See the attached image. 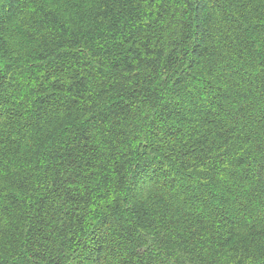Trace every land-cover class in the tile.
<instances>
[{
  "label": "clouds",
  "instance_id": "9594fccd",
  "mask_svg": "<svg viewBox=\"0 0 264 264\" xmlns=\"http://www.w3.org/2000/svg\"><path fill=\"white\" fill-rule=\"evenodd\" d=\"M221 4L207 11L198 32L183 0L173 6L170 21L179 24L182 34L179 58L154 73L143 63L135 64L137 92L128 111L116 113L109 85L117 77L108 67L103 68L108 75L101 73L85 87L72 84L43 104L46 85L33 77L29 67L36 62L37 50H43L42 42L47 46L49 40L54 44L71 40L66 34L72 27L69 21L86 38L102 32L103 17L97 13L103 8L98 0L84 7L80 0H21L22 15L0 29L4 41L0 75L6 65L11 66L6 74L9 87L2 93L7 103L0 105L4 113L0 114V204L4 205L0 264H17L19 257L32 259L23 247L25 229L20 227L26 218L18 220L11 209L5 210L7 198L23 201L16 216L30 217L37 201L52 189L54 178L58 203L64 201L65 188L77 196L85 231L101 217L113 216L109 248L121 244L122 228L136 224L137 237L163 238L187 251L182 257L185 264H264V185L248 175L245 165L237 164L264 156V95L251 87L264 80V34L252 31L254 25L264 24V0H221ZM87 9L92 12L86 16ZM28 17H51L55 24H46L29 43L20 35V21ZM225 36L231 46H225ZM101 39L103 43L94 49L98 54L91 62L93 72L109 64L105 52L121 44L111 33ZM63 50L56 45L46 54L55 60ZM176 80L180 83L173 95ZM129 91L124 89V95ZM166 104L176 106L175 115L165 118ZM246 136L251 138L244 143ZM81 142L88 148L77 150L70 166L65 145ZM142 161L161 167L140 184L135 169ZM65 211L71 215L68 208ZM136 213L142 214L139 220ZM225 233L232 237L227 246L222 242ZM108 260L136 264L123 248Z\"/></svg>",
  "mask_w": 264,
  "mask_h": 264
},
{
  "label": "trees",
  "instance_id": "16d2710c",
  "mask_svg": "<svg viewBox=\"0 0 264 264\" xmlns=\"http://www.w3.org/2000/svg\"><path fill=\"white\" fill-rule=\"evenodd\" d=\"M87 2L90 0H80L82 7ZM179 2L181 0H98L103 8L97 13L103 17V22L99 26L103 29L102 32H93L86 38V34L81 35L76 23L69 21L72 27L66 29V34L71 35V40L64 43L56 41L55 44L49 40L47 46L42 42L43 50H37L36 62L29 67L33 77L46 85L44 93L47 97L41 93L40 102L43 104L47 99L51 100L66 87L71 88L72 84L80 87L90 85L101 73L108 75L107 72H103V68L108 67L112 76L117 77L109 85L110 104L116 113L128 111L130 98L137 92L134 84L137 75L134 72V65L143 63L146 71L154 73L179 58L177 49L180 47L178 41L182 38V34L178 32L179 24L172 25L169 17V12ZM183 4L185 11L192 14L189 19L196 32L200 30L202 19L208 10L222 7L221 0H183ZM20 7L21 0H0V29L6 21L22 15L19 12ZM176 11L178 12L179 9ZM91 12V9H87L85 15ZM166 21L169 22L166 23ZM46 24H55L54 18L47 17L41 20L28 17L20 21L22 29L20 35L31 43ZM252 31L264 34V24L254 25ZM107 33L116 35L121 40V44L113 45V49H108L105 56L111 62L93 72L90 70L91 62L98 54L94 49L98 48V43H103L101 38ZM122 34L124 35L121 36ZM224 40L227 41L226 47L231 46L232 41L227 36ZM56 45L64 50L59 52L55 60H51L46 53L49 47H56ZM3 48L4 41L0 40V49ZM116 48H122L123 51ZM142 57L151 59L143 60ZM116 69H119V73ZM9 70L11 66L6 65L3 70L4 74L0 75V105L7 103L2 93L9 87L6 75ZM129 73L132 75L129 76ZM112 76H109V79H112ZM152 83L156 81L153 80ZM179 83V80L173 82V95L177 94L175 90ZM251 87L264 95V80L254 82ZM124 89H130L127 96L124 95ZM217 106L219 107V104ZM0 114L4 113L0 112ZM162 114H165V118L175 115L176 106L164 105ZM250 138L246 136L243 142L247 143ZM65 148L67 149L65 159L71 166L74 163L75 152L83 151L84 148H88V145L81 142L80 145L76 143L74 147L65 145ZM89 151L92 149L89 148ZM94 158L95 154L90 159ZM237 164L245 165L248 175L258 184L264 185V156L253 158L250 163L241 159L237 161ZM84 166L87 167V163ZM89 166H91L90 163ZM119 167L122 168L123 165ZM160 167L161 165L154 161L138 163L135 169V181L140 184L147 183L158 173ZM189 171L195 173V168H190ZM56 183L58 181L54 178L52 189L37 201V206L34 207L30 217L26 213L24 216H16L24 207L23 201L11 196L7 198L5 210L11 209L13 217L18 220L26 218V223L20 224V227L25 229L22 236L25 241L23 247L32 259L19 257L17 264H109V256H114L118 248L127 251L129 261L134 260L136 264H185L182 257L188 254L187 251H181L169 240L163 238L150 241L144 237H137L136 227L140 225L136 224L122 228L118 234L121 244L116 248H109V232L113 230V216L109 214L101 217L93 228L85 231L81 227L83 218L79 214L82 205L79 204L77 196L69 193L65 188L64 201L62 204L58 203ZM19 186L23 187L22 180L19 181ZM194 191L198 190L194 189ZM204 203L207 205V200H204ZM0 207L4 205L0 204ZM65 208H68L71 215L65 211ZM136 215L139 220L142 214L136 213ZM62 220L64 223H61ZM228 222L230 224L231 220L229 219ZM12 229L14 232L17 231L16 225H12ZM69 232L71 235L68 234ZM231 240L232 237L225 233L222 241L225 246ZM245 251L247 252V249Z\"/></svg>",
  "mask_w": 264,
  "mask_h": 264
}]
</instances>
